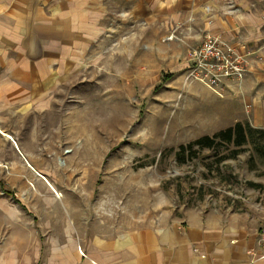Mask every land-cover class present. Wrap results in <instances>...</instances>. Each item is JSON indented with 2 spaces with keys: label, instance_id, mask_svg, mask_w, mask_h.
<instances>
[{
  "label": "rangeland",
  "instance_id": "rangeland-1",
  "mask_svg": "<svg viewBox=\"0 0 264 264\" xmlns=\"http://www.w3.org/2000/svg\"><path fill=\"white\" fill-rule=\"evenodd\" d=\"M242 1L264 15V0L226 2L237 11ZM213 22L204 16L202 25L178 21L134 37L122 25L102 51L118 55V70L105 58L96 64L87 58L81 81L56 97L55 127L40 140L48 173L36 177L47 180L48 191L22 173L26 163L35 166L30 156H0V264H23L40 246L33 264H45L48 239L63 223L74 234L116 231L179 219L197 207L247 212L264 227V132H249L243 145L181 147L237 122L264 130V42L228 38ZM208 32L248 51L242 85L225 86L222 96L186 79L192 52ZM16 137L2 147L18 150Z\"/></svg>",
  "mask_w": 264,
  "mask_h": 264
},
{
  "label": "crops",
  "instance_id": "crops-1",
  "mask_svg": "<svg viewBox=\"0 0 264 264\" xmlns=\"http://www.w3.org/2000/svg\"><path fill=\"white\" fill-rule=\"evenodd\" d=\"M226 1L0 0V156H30L35 166L26 163L22 173L48 191L47 180L36 177L44 176L39 170L47 172L38 157L40 140L55 127L56 97L81 81L87 58L93 56V64L107 59L118 70V55L102 51L117 39L122 25L134 37L136 30L156 34L178 21L202 25L204 16L228 38L264 42V15L243 1L235 11ZM130 43L133 47L134 40ZM14 129L18 150L2 147L9 136L16 144L9 133ZM260 227L261 219L247 212L197 207L179 219L116 231L74 234L63 223L48 239L45 264H264ZM41 254L40 246L23 264L39 262Z\"/></svg>",
  "mask_w": 264,
  "mask_h": 264
},
{
  "label": "built area",
  "instance_id": "built-area-1",
  "mask_svg": "<svg viewBox=\"0 0 264 264\" xmlns=\"http://www.w3.org/2000/svg\"><path fill=\"white\" fill-rule=\"evenodd\" d=\"M247 54L245 44H236L208 32L201 45L192 52L186 79L201 81L222 96L225 86L242 85L247 72ZM258 237L261 256H264V227L260 228Z\"/></svg>",
  "mask_w": 264,
  "mask_h": 264
},
{
  "label": "trees",
  "instance_id": "trees-1",
  "mask_svg": "<svg viewBox=\"0 0 264 264\" xmlns=\"http://www.w3.org/2000/svg\"><path fill=\"white\" fill-rule=\"evenodd\" d=\"M251 131H261L264 132L263 129L253 128L249 124L247 127L241 123L237 122L232 126H228L220 131H218L215 135H204L201 136L186 145H182V148L188 147L189 149L193 148L195 145L207 146L210 148H214L218 146L222 142H236L238 145H243L248 137L249 132Z\"/></svg>",
  "mask_w": 264,
  "mask_h": 264
}]
</instances>
